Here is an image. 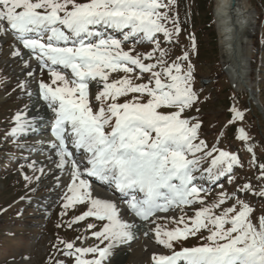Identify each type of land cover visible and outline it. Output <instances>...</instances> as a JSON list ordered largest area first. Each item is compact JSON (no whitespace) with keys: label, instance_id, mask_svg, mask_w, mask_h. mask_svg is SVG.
Instances as JSON below:
<instances>
[{"label":"snow or ice","instance_id":"obj_1","mask_svg":"<svg viewBox=\"0 0 264 264\" xmlns=\"http://www.w3.org/2000/svg\"><path fill=\"white\" fill-rule=\"evenodd\" d=\"M174 5L175 0H0V35L11 33L52 78L51 83L41 80L39 90L53 114L54 139L49 143L59 158L56 167L66 169L69 176L63 208L66 214L74 205H88V211L68 226L88 217L104 222L92 232L103 247H76L60 241L65 246L62 251L74 257L75 264H105L113 248L133 238V229L138 227L135 218L154 222L160 212L197 203L202 207L192 217H166L176 227L156 225V241L170 254H154L153 264H264V215L258 224L253 223L250 204L227 193L206 204L200 194L209 190L194 183V172L200 171L203 157L189 156L204 152L211 157L219 151L206 170L207 179L213 182L223 176L231 182L234 166H240L241 160L215 148L205 152L201 122L185 116L186 109L199 100L192 86L193 68L189 64L185 70L175 62L169 65L165 60L168 51L161 49L157 38L162 33L171 42L179 35L178 16L168 15ZM165 21L173 27L168 28ZM108 29L121 33L122 39L107 34ZM130 39L154 44L160 55H133L134 46L127 51L124 48ZM14 55L22 57L19 49ZM153 59L155 63L144 62ZM183 60H188L187 54ZM112 73L125 75L110 81ZM133 73L135 76L130 75ZM145 73L150 74L147 83H134ZM29 75H33L31 71ZM93 83L96 108L90 94ZM19 86L25 88L26 84ZM132 93L139 95L118 102ZM145 97L146 102H141ZM232 112L230 122L245 119L239 109L233 107ZM15 122L12 136L36 127L34 120L20 113ZM239 139L250 140L243 128L239 129ZM70 145L82 150L81 161L74 158ZM29 167L34 173L45 171L37 168L35 161ZM260 169L264 173V164ZM85 177L114 185L126 198L125 207L110 197L94 195L93 185ZM24 179L31 182L33 177ZM241 190L254 192L251 184L242 185ZM257 195L264 196V191ZM229 199H235L236 205L217 213L215 209ZM128 214L131 220L126 218ZM96 227L95 223L87 225L88 230ZM202 231L207 232L204 239L208 243L175 250L174 243Z\"/></svg>","mask_w":264,"mask_h":264},{"label":"rangeland","instance_id":"obj_2","mask_svg":"<svg viewBox=\"0 0 264 264\" xmlns=\"http://www.w3.org/2000/svg\"><path fill=\"white\" fill-rule=\"evenodd\" d=\"M248 2L258 16L251 63V80L254 90L252 99L246 93H236L221 69L212 0H175V5L168 15L178 16L179 35L174 36L171 42H168L162 33L157 34V38L160 40L161 49L168 51L165 60L169 65L175 62L181 63L185 70L189 64L193 68L192 86L199 100L193 108L186 109L185 116L195 117L201 122L200 139L207 144L205 152L215 148L236 155L241 160L240 166H234L231 182L228 176L213 182L207 179L206 170L211 167V160L219 155V151L213 152L211 157L205 156L204 152L197 153L195 157L189 156V159L203 157L198 166L200 171L194 172L197 177L194 183L209 191L207 194L201 192L200 198L206 204H213L224 193L230 197L238 196L254 209L251 219L253 223L258 224L259 218L264 215V196L257 195L264 191V178H262L264 173L260 169V165L264 164V0H248ZM162 11L168 10L162 9ZM165 23L168 28L173 27L170 22L165 21ZM107 34L122 39L121 33L116 31L108 30ZM13 45L14 42L8 35H0V264H57L58 261H63L64 264H75L74 257H69L62 251L65 246L60 241L72 242L76 247L95 245L103 247L100 241L92 237V232L98 231L104 222L88 217L69 227L70 221L88 211V205H74L65 214L63 203L68 182L65 181L57 187L51 185L46 187L38 180L29 182L24 179L32 172L29 165L33 160L30 158L37 154L41 144L40 139L26 137L24 132L16 136L7 135V132L11 133V130L16 127L15 117L18 113L23 118L34 120L39 124L50 122L53 114L45 107V101L39 103L34 99L36 94L31 93L27 85L25 88L19 86L26 84L24 82L26 67L23 59L11 52ZM133 46L135 47L133 55L141 53H153L154 57L160 55L158 51H155V45L147 41L124 42L126 51ZM186 54L187 61L183 60ZM144 62L155 63L156 61L153 59ZM46 73L45 71L39 73L40 81L51 83L52 78ZM123 75L125 74L112 73L109 79L111 81ZM130 75L135 76V73ZM149 76V73H145L142 80H134V83H147ZM95 90L96 86L90 90L93 98ZM138 95L137 93L129 94L121 97L118 102L131 100L133 96ZM146 99L147 97L141 102H146ZM33 103L40 106L30 111L35 105ZM94 103L97 107L99 106L98 102L92 99L93 107L96 108ZM233 107L244 113L243 121L230 122L234 115ZM240 128L249 134V141L239 139ZM44 136H49L48 132ZM249 148L253 151L249 152ZM244 184H251L254 192L242 191L241 186ZM234 205H236L235 199H229L215 211L219 213ZM201 207L199 203L185 206L177 211V217L180 215H184L185 219L192 217ZM89 223H95L97 227L88 230ZM151 224L153 225L148 226L150 233L147 237L155 243L157 241L154 229L157 224L167 225L169 228L177 226L169 220ZM206 235L207 232L202 231L195 236H190L187 240L174 243V248L180 251L185 247L206 244L208 243L204 239ZM84 237L87 239L85 240ZM158 245L167 255L170 254L169 249ZM105 264L132 263L129 257H120L116 253L115 256L108 257Z\"/></svg>","mask_w":264,"mask_h":264},{"label":"water","instance_id":"obj_3","mask_svg":"<svg viewBox=\"0 0 264 264\" xmlns=\"http://www.w3.org/2000/svg\"><path fill=\"white\" fill-rule=\"evenodd\" d=\"M221 69L236 93L252 99L253 39L257 12L248 0H212Z\"/></svg>","mask_w":264,"mask_h":264},{"label":"bare ground","instance_id":"obj_4","mask_svg":"<svg viewBox=\"0 0 264 264\" xmlns=\"http://www.w3.org/2000/svg\"><path fill=\"white\" fill-rule=\"evenodd\" d=\"M19 44L20 43L18 41L14 43L11 50L12 53L15 51V49L19 48ZM20 58L23 59V64L26 67V77L24 78V82H26V85L29 87V90H31V93H34V90L38 88V76L42 68L36 61L35 57L29 55V52H23L22 57ZM29 71H31L33 75L30 76ZM91 86L95 87V84L93 83ZM39 106L40 104H35L33 106L34 110L38 109ZM49 121H51V119ZM49 127H51V124ZM40 138L41 139L39 142L41 144L39 145V150L37 151V154L33 155L30 159L35 161V165L37 168L43 167L45 171L43 174H41L40 172L34 173L32 169V172L29 175V177H33L31 181L37 180L34 177L39 176V183L46 187H48L49 185H51L52 187H57L65 181L69 182L67 170H62L56 167V163L58 162L59 158L56 156V150L53 149L49 143L50 140L54 139V137H52V133L47 138H44L43 136H41ZM70 151L73 152L75 159L78 158V161L82 160V150L76 149L70 145ZM85 178L89 179V182L93 185L94 195L99 194L102 197H110L118 204H120L121 208L125 207V198H123L122 196H115L112 189H108L107 183L95 180V178ZM121 214L124 215L123 212ZM157 216L162 219H166V217H177V210L173 209L169 212H160L157 214ZM126 218L131 220V214H128ZM116 253L118 254V256L120 255V257H129L132 264H153L152 256L154 254L167 255L166 252L161 249L157 243L147 238L146 233L143 234L137 242H125L117 245L112 249L109 257L115 256Z\"/></svg>","mask_w":264,"mask_h":264}]
</instances>
